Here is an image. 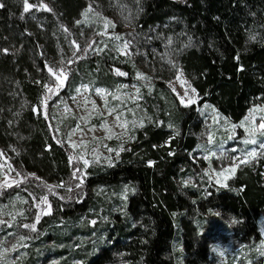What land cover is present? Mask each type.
I'll return each instance as SVG.
<instances>
[{"label":"trees","instance_id":"obj_1","mask_svg":"<svg viewBox=\"0 0 264 264\" xmlns=\"http://www.w3.org/2000/svg\"><path fill=\"white\" fill-rule=\"evenodd\" d=\"M91 3L108 14L129 8L130 26L142 35L167 25L173 42L162 61L148 63L158 79L145 95L150 119L134 128L112 166L86 168L81 189L64 194L57 187L72 173L71 150L55 135L42 104L55 85L51 63L69 50ZM174 62L200 105L238 123L257 97L264 103V0H0V153L28 176L0 188V199L24 202L12 228L4 229L24 231L16 240L17 264H206L205 238L213 234L202 221L214 210L234 218L230 231L238 241L261 240L256 220L264 210V162L238 170L227 188L211 186L190 168L199 125L196 108H178L165 89ZM134 74L110 53H90L70 66L55 98L74 95L81 84L110 90ZM154 92L167 101L153 98ZM188 173L194 184L183 186ZM26 184L42 197H29ZM123 185L132 191L120 205ZM98 186L108 192L90 196L87 188Z\"/></svg>","mask_w":264,"mask_h":264},{"label":"rangeland","instance_id":"obj_2","mask_svg":"<svg viewBox=\"0 0 264 264\" xmlns=\"http://www.w3.org/2000/svg\"><path fill=\"white\" fill-rule=\"evenodd\" d=\"M97 4L91 3L83 11L78 20V30L74 32L73 39L67 42L69 50H61L58 58L51 63L55 85L42 104L55 135L59 140H64L71 150L72 173L64 184L57 187L64 194H73L81 189L88 176L86 168L98 164L112 166L134 128L144 125L150 119L145 95L151 96L158 79L154 78L148 63L162 61L173 42L167 25L152 28L142 35L130 26L129 8L121 7L119 11L108 14ZM95 52H104L106 55L110 53L113 60L128 62L134 70V79H126L110 90L93 84H81L74 95L59 96L56 99L70 66L76 60ZM170 67L176 73L173 79L165 82L166 91L178 108H196V123L199 125L197 137L200 141L195 152L188 154V164L190 168H198L211 186L227 188L238 170L254 167L261 160L264 162V147H261L264 144V129L259 127L264 123V103L257 97L238 123H229L209 104L200 105V98L178 62L170 63ZM60 70H63V75ZM156 95H159L162 102L167 101L162 92H154L153 98ZM70 120H74L72 126ZM241 160L247 162L241 163ZM261 167L264 171V164ZM26 179L28 176L24 171L12 167L0 153V188L18 185ZM193 182V176L188 173L182 184L187 186ZM87 189L90 196L108 192L101 186ZM22 190L34 199L42 197L32 184L23 185ZM129 191H132L131 187L123 185L117 193L120 205L124 204ZM23 203L17 196L0 199V264H17L18 256L14 255V250H17L19 244L16 240L24 231L19 226L17 231L5 232L4 229L12 228L19 205ZM43 203L48 207L47 201ZM41 205L38 210L43 214ZM29 211L34 215L32 208ZM234 221L230 214L215 210L203 219L205 232L213 234L205 238L210 250V261L206 264H264V210L256 220L261 239L256 243L245 245L232 237L230 229L236 225ZM181 249L174 247L176 251ZM49 264H55V261Z\"/></svg>","mask_w":264,"mask_h":264},{"label":"snow or ice","instance_id":"obj_3","mask_svg":"<svg viewBox=\"0 0 264 264\" xmlns=\"http://www.w3.org/2000/svg\"><path fill=\"white\" fill-rule=\"evenodd\" d=\"M25 10H27V6H26V9ZM49 71L50 72H52L53 70L52 69H49ZM60 74L61 75H63V70H60ZM119 75H124V73H118ZM53 75H55V73H53ZM51 90V89H50ZM98 92L99 91H101V90H97ZM259 127L261 128V129H264V123H262V124H260L259 125ZM262 134H264V133H262ZM210 139V142H211V138H209ZM252 143H255V141H251ZM261 147H264V144H262L261 145ZM250 155H255V153H251ZM241 163H246L247 161L246 160H241L240 161ZM85 163H87V162H85ZM151 164H152V162H149V165L151 166ZM79 186V185H78ZM41 202H45L44 200H42ZM235 222V221H234ZM33 227H34V225H33ZM214 251H216L217 249H213Z\"/></svg>","mask_w":264,"mask_h":264}]
</instances>
